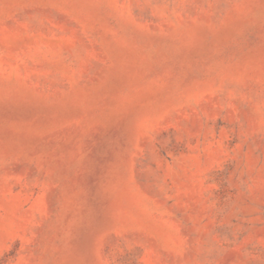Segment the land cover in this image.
I'll return each instance as SVG.
<instances>
[{"label": "rangeland", "instance_id": "1", "mask_svg": "<svg viewBox=\"0 0 264 264\" xmlns=\"http://www.w3.org/2000/svg\"><path fill=\"white\" fill-rule=\"evenodd\" d=\"M0 264H264V0H0Z\"/></svg>", "mask_w": 264, "mask_h": 264}]
</instances>
